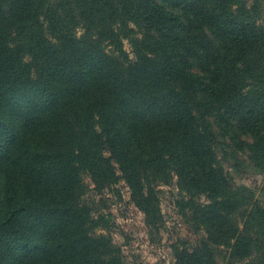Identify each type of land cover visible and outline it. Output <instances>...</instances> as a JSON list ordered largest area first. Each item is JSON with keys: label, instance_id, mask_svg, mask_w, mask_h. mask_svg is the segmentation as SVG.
<instances>
[{"label": "trees", "instance_id": "1", "mask_svg": "<svg viewBox=\"0 0 264 264\" xmlns=\"http://www.w3.org/2000/svg\"><path fill=\"white\" fill-rule=\"evenodd\" d=\"M0 0V264H134L107 190L152 232L162 186L200 234L174 264H264V0ZM131 46V51L126 44Z\"/></svg>", "mask_w": 264, "mask_h": 264}, {"label": "rangeland", "instance_id": "2", "mask_svg": "<svg viewBox=\"0 0 264 264\" xmlns=\"http://www.w3.org/2000/svg\"><path fill=\"white\" fill-rule=\"evenodd\" d=\"M126 48L131 51L128 43ZM238 156L242 157L244 168L237 170L229 167L230 172L238 183L254 190L256 199L264 202V173L251 166L246 155L241 153ZM115 188L120 191L121 197L114 190H107L105 196L109 200L106 204L114 216V241L123 248L126 261L134 264H174L176 248L198 243L200 234L190 227L177 207L179 195L173 186L161 187L165 224L159 232H152L148 228L144 213L131 201L126 183L121 181Z\"/></svg>", "mask_w": 264, "mask_h": 264}]
</instances>
